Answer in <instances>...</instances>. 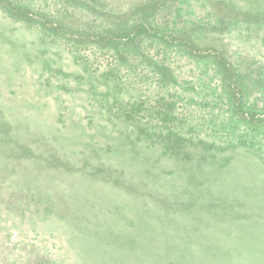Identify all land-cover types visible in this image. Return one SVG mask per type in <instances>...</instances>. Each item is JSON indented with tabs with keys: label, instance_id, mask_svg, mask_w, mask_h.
I'll return each instance as SVG.
<instances>
[{
	"label": "rangeland",
	"instance_id": "obj_1",
	"mask_svg": "<svg viewBox=\"0 0 264 264\" xmlns=\"http://www.w3.org/2000/svg\"><path fill=\"white\" fill-rule=\"evenodd\" d=\"M8 1L73 38L155 31L73 40L0 3V264H264V134L230 129L187 43L264 108V0Z\"/></svg>",
	"mask_w": 264,
	"mask_h": 264
},
{
	"label": "trees",
	"instance_id": "obj_2",
	"mask_svg": "<svg viewBox=\"0 0 264 264\" xmlns=\"http://www.w3.org/2000/svg\"><path fill=\"white\" fill-rule=\"evenodd\" d=\"M0 3L20 19L36 23L43 28L60 33L62 37L71 38L73 40H80L81 38L99 39L102 37L105 39V41H113V38L118 39L119 44L122 43L129 45L132 42L131 39L134 35L141 38L142 35H145L146 33L153 35L155 31V26L149 24L145 20H139L133 25L131 29L126 27L118 28L119 30L105 28V31H102L101 34L78 33L76 34V38H73L75 36L73 34L67 35L68 29L64 28L58 21L46 18L45 16L32 9H29L26 6H18L14 2H9L8 0H0ZM77 4L81 8H87L92 13L98 12L94 8V4L90 5L87 2L83 3L81 1H79ZM115 18L118 21L126 20L122 17V15L115 16ZM116 31H118L117 34ZM102 34H104V36H102ZM106 36L107 38H105ZM160 36L164 41L170 39V36L167 34V32H162ZM187 43H189L188 47L191 56L208 60L212 63V70L214 73L208 72L209 74H207V77L212 81L213 79L217 78L218 82L210 87V92L216 95L217 101L226 107V111L228 109L230 129L233 131H239L240 135L249 137L255 141L257 137H260L259 135L264 134V108L263 106H258L256 103L247 105L246 102H244V99L247 98L250 93H254L252 82L246 78V75H240L237 71V68L234 67L228 58L222 55L220 52H217L211 48H200L201 50H197L198 48L195 46L192 47L190 42ZM257 87H259L257 90L258 92H260V90H264V86L259 85ZM129 116L130 113L128 114L127 112L124 115V118L126 119Z\"/></svg>",
	"mask_w": 264,
	"mask_h": 264
}]
</instances>
